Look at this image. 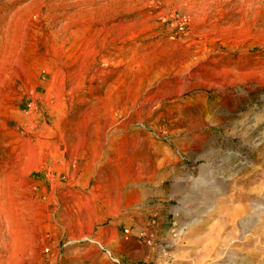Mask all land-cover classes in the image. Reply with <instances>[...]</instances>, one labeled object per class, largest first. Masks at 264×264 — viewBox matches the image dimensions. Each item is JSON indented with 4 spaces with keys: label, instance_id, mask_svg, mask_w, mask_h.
<instances>
[{
    "label": "rangeland",
    "instance_id": "1",
    "mask_svg": "<svg viewBox=\"0 0 264 264\" xmlns=\"http://www.w3.org/2000/svg\"><path fill=\"white\" fill-rule=\"evenodd\" d=\"M262 203L264 0H0V264H264Z\"/></svg>",
    "mask_w": 264,
    "mask_h": 264
},
{
    "label": "bare ground",
    "instance_id": "2",
    "mask_svg": "<svg viewBox=\"0 0 264 264\" xmlns=\"http://www.w3.org/2000/svg\"><path fill=\"white\" fill-rule=\"evenodd\" d=\"M202 181H203V180H202ZM203 182H204V181H203ZM205 184H206V182H205ZM199 185H200V184H199ZM199 185H198V186H199ZM203 185H204V184H203ZM200 187H201V186H200ZM200 187H199V188H200ZM195 190H197V189H195ZM197 191H199V189H198ZM262 204H263V203H262ZM260 205H261V204H260ZM263 205H264V204H263ZM257 206H258V205H257ZM260 207H261V206H260ZM263 207H264V206H263ZM260 209H261V208H260ZM263 210H264V209H263Z\"/></svg>",
    "mask_w": 264,
    "mask_h": 264
}]
</instances>
